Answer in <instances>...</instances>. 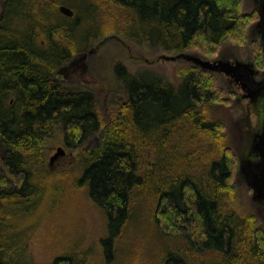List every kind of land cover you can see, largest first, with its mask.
I'll list each match as a JSON object with an SVG mask.
<instances>
[{
  "label": "trees",
  "instance_id": "obj_1",
  "mask_svg": "<svg viewBox=\"0 0 264 264\" xmlns=\"http://www.w3.org/2000/svg\"><path fill=\"white\" fill-rule=\"evenodd\" d=\"M55 1L2 0L0 264H34L20 248L25 244L15 226L35 208L40 187L33 168L44 163L43 142L58 128L70 149L94 142L80 155V184L108 218L102 240L107 260L147 205L152 225L178 245L161 264H202L198 258L205 253L213 255L206 264H264V231L227 204L235 190L236 157L225 146L224 126L206 117L209 105L220 104L219 80L188 67L175 86L116 64L125 101L108 122L93 93L64 91L52 75L72 58L54 38H69L68 25H47ZM244 1L113 0L138 21L137 32L128 36L136 42L176 56L198 52L210 58L226 40L242 44L248 24L258 20L257 11L243 14ZM13 245L19 248L12 253ZM50 264L82 263L69 255Z\"/></svg>",
  "mask_w": 264,
  "mask_h": 264
},
{
  "label": "rangeland",
  "instance_id": "obj_2",
  "mask_svg": "<svg viewBox=\"0 0 264 264\" xmlns=\"http://www.w3.org/2000/svg\"><path fill=\"white\" fill-rule=\"evenodd\" d=\"M64 5L74 11L73 18L61 13L59 7ZM54 8L55 11H49L47 25L60 22L68 25L69 38L61 39L58 33L54 38L71 51L72 58L52 75L64 91L93 93L108 122L115 119L118 106L125 101L124 85L115 74L116 64H123L132 75L162 77L175 86L181 82L179 73L182 69L201 68L184 58L164 60L162 57L176 55L128 37L137 32L138 21L131 11L113 0H56ZM2 10L3 2L0 0V13ZM255 11L256 0H245L243 14L252 15ZM258 21L259 15L258 20L248 24L242 44L226 40L212 58L198 52L185 54L210 62L236 60L263 69L261 35L256 29ZM260 51L262 58L259 57ZM211 73L219 80L221 101L220 104L209 105L206 117L224 126L225 146L230 147L236 157L235 190L227 204L239 215L255 218L256 227L264 231V203L254 200L253 189L240 170V162L246 158L253 137L262 125L264 106L261 103L253 105L247 99L238 100L235 94L236 91L241 93L240 89H235L221 72ZM91 141L86 140L80 151L70 149L58 128L43 142L45 161L33 168L35 181L40 187L39 197L34 210L19 219L22 222L15 226L21 232L20 243L25 244L20 248L34 264H50L56 257L69 255L78 258L82 264H161L162 259L178 245L176 240L166 238L152 225L151 218L147 216V205L140 207L137 217L118 241L112 260L106 259L102 240L108 236V218L91 202L87 187L80 184L83 169L79 158L87 147L92 146L94 142ZM59 149L64 154L52 164L51 159ZM3 151L5 149L0 146V154ZM15 234L11 233L12 239ZM16 248L19 247L13 245L12 253ZM212 256L205 253L198 259L206 264Z\"/></svg>",
  "mask_w": 264,
  "mask_h": 264
},
{
  "label": "water",
  "instance_id": "obj_3",
  "mask_svg": "<svg viewBox=\"0 0 264 264\" xmlns=\"http://www.w3.org/2000/svg\"><path fill=\"white\" fill-rule=\"evenodd\" d=\"M59 10L61 13L68 17H74V11L68 6H60ZM257 12L259 15V21L257 23V28L259 33L262 36V41L264 44V0H258V8ZM167 61H176L178 59H186L195 63L197 66H200L202 69L210 72H221L227 75L242 73L248 80L253 75V70L250 67L251 65L246 63L236 62L235 65L231 63H224L222 61L210 62L205 61L197 56H189L187 54H181L178 56H165L162 57ZM242 79L243 89L245 91L250 90L251 88L248 86V80L246 78ZM264 89V88H263ZM256 145L254 146V150L260 154V161L254 165H250L248 172V182L250 187L253 189L254 200L262 201L264 200V120H263V131L260 135L256 136ZM64 154L62 149H59V152L51 159V163L57 160L60 156Z\"/></svg>",
  "mask_w": 264,
  "mask_h": 264
},
{
  "label": "flooded vegetation",
  "instance_id": "obj_4",
  "mask_svg": "<svg viewBox=\"0 0 264 264\" xmlns=\"http://www.w3.org/2000/svg\"><path fill=\"white\" fill-rule=\"evenodd\" d=\"M256 3H257V8H258V0H256ZM256 29L259 32L257 25H256ZM261 44H262V47H263L262 49L264 53V44L262 41V36H261ZM221 61L224 63H231L232 65H235L237 62L236 60L233 62H229L226 60H221ZM250 65H251L250 67L252 68L254 72L249 80L242 73L236 72L235 74H229V75L225 73H220V74H223L229 80L230 84H232V86L235 89H240L241 93H238L236 91V94H235L237 95L236 97L238 98V100L247 99L253 105L261 103V105L264 106V89H263L264 88V67L263 69H259V68H256L253 64H250ZM244 77L246 78V80H248V83H249L248 86L251 88L250 90L245 91L243 89L244 81L242 79H244ZM262 131H263V121H262V125L259 128L258 132L253 137V140L250 145L249 152L246 158H244L240 162V170L243 172V175L245 179L247 180V182H248L247 178H248V172H249L250 165H254L260 161V154L254 150V146L256 145V140H255L256 136L260 135ZM260 202L264 203V200Z\"/></svg>",
  "mask_w": 264,
  "mask_h": 264
}]
</instances>
